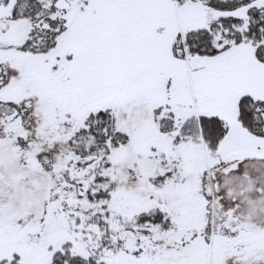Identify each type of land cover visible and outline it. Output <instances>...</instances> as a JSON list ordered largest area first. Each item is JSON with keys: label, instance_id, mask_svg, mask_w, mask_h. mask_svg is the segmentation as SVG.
Instances as JSON below:
<instances>
[{"label": "snow or ice", "instance_id": "1", "mask_svg": "<svg viewBox=\"0 0 264 264\" xmlns=\"http://www.w3.org/2000/svg\"><path fill=\"white\" fill-rule=\"evenodd\" d=\"M0 264H264V0H0Z\"/></svg>", "mask_w": 264, "mask_h": 264}]
</instances>
